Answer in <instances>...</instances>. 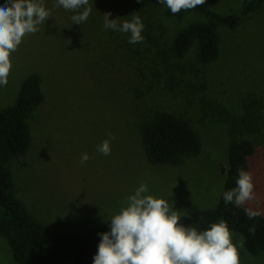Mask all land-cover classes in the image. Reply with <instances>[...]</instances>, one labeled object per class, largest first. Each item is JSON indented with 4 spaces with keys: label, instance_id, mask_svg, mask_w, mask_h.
Here are the masks:
<instances>
[{
    "label": "rangeland",
    "instance_id": "374dc122",
    "mask_svg": "<svg viewBox=\"0 0 264 264\" xmlns=\"http://www.w3.org/2000/svg\"><path fill=\"white\" fill-rule=\"evenodd\" d=\"M205 1L217 12L227 13L248 0ZM11 2L0 0V6ZM35 2L45 9L54 6L53 0ZM32 35L26 34L10 54L12 67L7 85H0V109L13 103L19 83L29 71L41 69L46 98L30 121L32 148L10 167L17 196L50 230L75 234L99 228L127 206L128 198L141 185L147 186L143 196L167 201L170 213L180 214L187 205L216 207L226 179L231 132L255 146L247 170L254 198L239 206L264 216V8L237 30H221L218 59L205 68L193 65L191 53L177 60L186 67L185 72L174 67L153 76L148 58L146 62L139 57L136 70L134 62L126 66L116 54L107 69L101 67V98L95 100L87 96L92 92L87 89L86 64L72 67L70 61L65 74L70 79L65 84L53 82L51 73L40 67L39 56L46 57V49H38L31 42L35 41ZM140 92L143 100L137 99ZM258 104L259 131L239 134L244 125L236 126L233 121ZM92 105L93 111H89ZM154 108L192 122L202 141L197 157L178 167L146 161L137 129L140 119ZM105 140L110 144L109 155L98 151ZM83 154L89 159L82 164ZM230 233L239 264H264V253L250 255L242 238ZM0 264H15L1 237Z\"/></svg>",
    "mask_w": 264,
    "mask_h": 264
},
{
    "label": "trees",
    "instance_id": "16d2710c",
    "mask_svg": "<svg viewBox=\"0 0 264 264\" xmlns=\"http://www.w3.org/2000/svg\"><path fill=\"white\" fill-rule=\"evenodd\" d=\"M53 4L45 9L50 12L49 17L31 36L38 49H46V57L37 55L42 63L40 67L43 72L51 73L50 80L65 84L70 79L65 76L70 61L72 67L85 63L89 75L87 89L92 92L87 95L90 100L101 98V67L107 69L116 54L126 66L134 62L136 70H139V57L146 62L148 58L153 76L174 67L185 72L186 67L177 60L182 61L191 53L193 65L205 68L218 59L221 30H237L244 20L264 8V0H248L236 10L220 13L205 1L194 9L173 14L160 0H89L84 7L91 8L90 15L76 25L71 17L78 12L64 9L58 0H53ZM108 12L112 13L110 20L131 21L133 16L140 17L143 41L131 44L128 42L131 33L106 29L103 15ZM191 17L194 18L190 22L177 28ZM43 79L41 69L29 71L21 79L13 103L0 109V237L5 240L15 264H91L98 254L99 234L111 230L110 220L81 233L52 231L28 210L16 193L10 165L32 148L30 121L46 98ZM140 98L144 99L141 92L137 99ZM99 106L96 105L97 110ZM93 108L94 105L89 111ZM260 112L259 104L245 109L240 119L233 121L236 126L244 125L238 133L259 131ZM137 133L146 161L155 166H182L202 149V141L189 119L159 108L151 109L140 119ZM229 136L228 167L218 204L210 209L187 205L178 216L183 226L196 228L198 232L208 230L212 224L226 223L230 232L242 238L246 252L255 256L264 253V216L259 214L249 219L248 209L234 202L226 204L223 199L226 191L237 187L239 170L247 172L255 146L246 138H237L233 132ZM253 227L254 232L250 231Z\"/></svg>",
    "mask_w": 264,
    "mask_h": 264
},
{
    "label": "clouds",
    "instance_id": "9594fccd",
    "mask_svg": "<svg viewBox=\"0 0 264 264\" xmlns=\"http://www.w3.org/2000/svg\"><path fill=\"white\" fill-rule=\"evenodd\" d=\"M160 3L176 14L182 9L203 5L205 0H160ZM58 4L78 12L71 17L76 25L86 21L91 12L90 7H84L89 0H58ZM49 15L50 12L35 0H12L10 6L8 3L0 6V85L8 83L12 67L10 54L16 51L26 34L37 32V26ZM111 16V12L103 15L106 29L131 33L128 41L131 44L143 41L140 17L133 16L128 21L110 20ZM98 151L109 155V141H103ZM88 159V155L83 154L81 163ZM236 185L224 193L226 204L234 202L239 206L254 198L250 173L239 170ZM145 192L147 186L141 185L128 198L127 206L110 220L111 230L99 234L101 242L93 258L94 264H239V254L226 223L212 224L208 230L198 232L196 228L183 226L177 212L170 213L167 201L143 196ZM246 214L249 219L259 215L250 210H246ZM250 231L254 232L255 227Z\"/></svg>",
    "mask_w": 264,
    "mask_h": 264
}]
</instances>
